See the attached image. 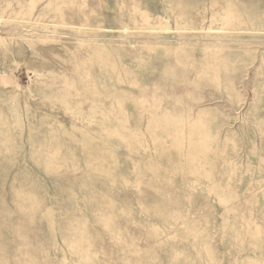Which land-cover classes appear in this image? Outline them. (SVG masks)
<instances>
[{"label": "rangeland", "instance_id": "rangeland-1", "mask_svg": "<svg viewBox=\"0 0 264 264\" xmlns=\"http://www.w3.org/2000/svg\"><path fill=\"white\" fill-rule=\"evenodd\" d=\"M0 264H264V0H0Z\"/></svg>", "mask_w": 264, "mask_h": 264}]
</instances>
